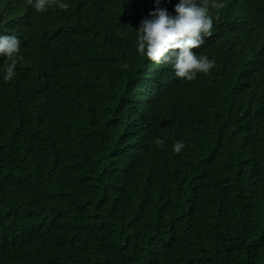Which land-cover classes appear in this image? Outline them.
Returning a JSON list of instances; mask_svg holds the SVG:
<instances>
[{
    "label": "trees",
    "instance_id": "obj_1",
    "mask_svg": "<svg viewBox=\"0 0 264 264\" xmlns=\"http://www.w3.org/2000/svg\"><path fill=\"white\" fill-rule=\"evenodd\" d=\"M216 2L213 40L260 55L186 110L167 79L129 105L117 78L140 63L95 11L63 12L81 40L60 47L47 89L0 64V264H264V19ZM23 39L19 65L65 34L32 10Z\"/></svg>",
    "mask_w": 264,
    "mask_h": 264
},
{
    "label": "clouds",
    "instance_id": "obj_2",
    "mask_svg": "<svg viewBox=\"0 0 264 264\" xmlns=\"http://www.w3.org/2000/svg\"><path fill=\"white\" fill-rule=\"evenodd\" d=\"M228 2L243 13L247 22L264 19V4L252 6L249 0ZM209 4L212 8L223 7L216 0H0V64L4 80L10 81L16 75L27 91L31 92L35 83H45L47 89L49 68L60 47L81 40V28L63 18V12L71 8L80 14L95 11L105 20V39L123 54L138 58L139 72L119 74L117 78L118 91L129 105L141 94L144 82L156 92L155 79L159 85L164 79L171 84L177 110L205 104L210 87L220 89L223 80L233 81L239 70L249 68L248 56L260 55L255 42L213 40L214 17ZM32 10L41 14L49 26L61 27L65 39L49 54L33 56L31 52L19 65L16 57L24 45L23 27ZM230 44L236 46L223 48ZM198 52L203 54L198 57L194 54ZM214 59L219 63L215 64ZM155 143L164 147L159 137ZM184 147L183 142H176L173 151L180 153Z\"/></svg>",
    "mask_w": 264,
    "mask_h": 264
}]
</instances>
